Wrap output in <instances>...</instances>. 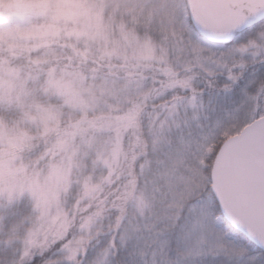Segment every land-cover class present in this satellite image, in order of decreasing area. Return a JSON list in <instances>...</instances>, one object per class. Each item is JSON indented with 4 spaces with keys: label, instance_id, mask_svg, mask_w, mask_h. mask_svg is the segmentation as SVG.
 Wrapping results in <instances>:
<instances>
[{
    "label": "snow or ice",
    "instance_id": "obj_1",
    "mask_svg": "<svg viewBox=\"0 0 264 264\" xmlns=\"http://www.w3.org/2000/svg\"><path fill=\"white\" fill-rule=\"evenodd\" d=\"M139 9L151 40L138 46L137 58L159 56V83L170 89L169 114L175 117L183 110L201 129L196 163L184 167L191 142L176 148L175 162L160 176L170 200L155 222L128 220L118 242L113 236L91 255L84 239L72 245L67 237L59 239L62 230L52 229L43 243L35 233L23 264H130L124 245L145 231L151 244L148 252L139 253L138 264H264V0H143ZM24 14L42 23L19 34L0 32V104L19 105L17 89L24 88L4 53L26 51L24 40L46 45L61 35L80 38L103 27L102 13L90 0H26ZM49 77V89L61 92L67 87L51 73ZM66 102L87 107L79 92L68 94ZM41 119L47 124L56 117L46 112ZM134 119L130 111L117 123ZM89 127L95 124L89 122ZM74 129L64 133L65 148L71 147L68 137L88 131L80 124ZM3 137L13 148L23 147L28 139L0 124ZM134 184V179L129 181V186ZM131 195L126 186L118 193L120 203L112 202L119 213L118 225L125 219ZM53 203L45 197L38 211ZM153 208L146 196L138 198L141 218ZM103 211L100 208L83 221L82 236L87 229L91 239Z\"/></svg>",
    "mask_w": 264,
    "mask_h": 264
},
{
    "label": "rangeland",
    "instance_id": "obj_2",
    "mask_svg": "<svg viewBox=\"0 0 264 264\" xmlns=\"http://www.w3.org/2000/svg\"><path fill=\"white\" fill-rule=\"evenodd\" d=\"M25 2L26 0H0V17L15 18L18 22L11 29L0 30V32L19 34L27 31L31 26L42 23V21L28 20L25 17ZM90 2L94 3L102 13V30L93 31L89 36L80 38L61 35L46 45L38 40H24L21 43L26 44V51L18 52L15 56L4 53L8 61L11 57H15V60L19 62L17 66L27 69L26 73L28 74H20L19 69L9 66L8 63L7 66L17 71L19 81L24 85L22 92L17 89L20 94V104L14 102L11 105L22 112L20 121L25 125L15 123L9 126L2 121L0 124L25 134L28 138L27 143L31 138L28 135V131H30L28 126L37 130L40 128L41 132L53 129L59 121L58 114L52 107L38 102L37 94L59 98L68 109L79 112L108 109L118 113L122 111L121 115L125 116L130 111H134L135 119L130 123L118 124L117 120L120 117L117 116L105 115L103 120L101 117L92 120L88 118L85 121L88 127L89 122L95 124L94 128L89 127L91 132L88 133L90 134L68 137V143L71 145L69 148L63 146L64 138L59 140L47 151L48 163L44 168L37 170L30 169L29 166L23 164L16 154V151L27 143L23 147L13 148L9 144L8 137L0 138V164L3 165L0 170L2 171V175H0V205L18 200L22 196H28L37 213L34 225L21 238L19 248L21 257H24L23 254L29 247V240L35 233L39 234V242L43 243L44 236L52 229L62 230L59 239L68 230L69 221L63 213L65 203L63 195L69 184L71 168L80 167L81 158L88 152H93L95 160L106 169V178L113 177L115 174L124 175L126 180L122 181L120 192L128 186V190L132 193L129 197L130 220H138L142 225L145 224L146 219L152 215V217L155 216L156 210L164 209L167 201L170 200L168 188L160 176L167 167L175 162L176 148L191 142V154L187 157L184 167L196 163V140L200 135L187 140L184 138L182 142L173 138L174 133L180 130L186 120L188 123H195L191 121L190 115L185 116L183 110H180L175 117L169 114L171 98L166 93L170 89L159 83L160 78L156 71L159 68V56L154 59L137 58L138 46L151 40L148 35V27L143 19L145 30H142L141 33H136L135 27L129 26L131 19L132 22H137L142 18L139 5L143 0H90ZM127 5H129V10L126 11ZM126 16L128 19L124 18ZM64 42H68V45H65ZM77 44L92 51L99 61L106 60V64L112 72L121 69L120 71L124 73L123 76L111 74V78L85 83L83 75L73 68V59H68L65 63L49 59L64 46L73 47ZM30 52L33 54L30 55ZM37 66L45 67L44 76L30 72V69L33 71ZM49 73L56 81L60 82L61 86L67 87H62L61 92L49 89ZM3 76L5 79L8 78L6 74ZM26 78H30L29 85L24 81ZM38 78L42 80L40 85L36 84ZM72 92L80 93V98L87 103L86 108L72 106L66 102V96ZM165 98H168L169 101L167 104L161 105L160 100ZM46 112L53 113L56 119L45 124L41 115ZM136 123L144 126L145 136H147L144 145L147 149L144 160L140 162V166H137L135 180L138 183L135 182L134 185L129 186V181L134 179L133 177L129 179L130 163L134 161L135 155L140 152L142 146L135 128ZM194 126L198 128L196 124ZM194 126L188 125L187 129ZM158 139L159 143H157ZM127 146L133 147L134 153L126 154L128 150L124 147ZM138 175H140L139 178ZM142 195L152 202L154 201L155 205L152 209L153 212H146L143 218L138 214V198ZM45 197H50L54 203L51 207H46L40 212L38 204L42 205ZM80 235L81 232L74 236L75 238L72 237L73 242L81 240ZM70 243L67 242L68 245H72Z\"/></svg>",
    "mask_w": 264,
    "mask_h": 264
},
{
    "label": "trees",
    "instance_id": "obj_3",
    "mask_svg": "<svg viewBox=\"0 0 264 264\" xmlns=\"http://www.w3.org/2000/svg\"><path fill=\"white\" fill-rule=\"evenodd\" d=\"M125 10H129V5H127ZM124 18L128 19V16ZM17 24L18 22L15 18L0 17V30L11 29L12 26ZM145 25L147 24L145 23ZM129 26L135 27L136 33H141L142 30H145L142 18L137 20V22H132L131 19ZM146 27H148V25ZM64 44L68 45V42H64ZM29 54L32 55L33 52H30ZM49 59L58 60V62L61 63L67 62L66 60L68 59H73L72 66L76 71L83 75L85 83L104 80L103 78H111V74H115L119 77H122L124 74L120 71L121 69H116L117 72H112L106 64V60L99 61L92 51L85 49L80 44L74 45L73 47L64 46V48H61L60 51H56ZM18 63L19 62L15 60V57H11L9 60V66L19 69L20 74L22 75L28 74L26 73L28 71L27 69H22L17 66ZM100 66L102 67L99 68ZM30 72L44 76L46 70L45 67L37 66L33 71L30 69ZM24 81L27 85H29L30 78H26ZM41 82L42 80L38 78L36 84L40 85ZM36 89L38 90L39 86ZM36 96L38 102L45 104V106L52 107L54 112L58 114L59 121L53 129L47 132H41L40 128L37 130L28 126L30 130L28 131V135H30L31 138L23 148L16 151V154L21 162H23V164L27 167L29 166L30 169L34 168L37 170L39 168H44L48 163L47 151H49L59 140L64 138L65 132L75 131V124H80L82 127L87 128L88 131L84 134H75L74 136H88L90 134L88 132H91L85 123L88 118L92 120L100 119L101 117L103 120L105 115L117 117L123 116L121 115L122 111H119L118 113L114 110L111 111L108 109L79 112L77 110L68 109L62 103L61 99L54 96H46L42 94H37ZM167 99L168 98H165L162 101L160 100V104H167L169 101ZM21 115L22 112L16 107L7 104H0V121L6 123L7 125L10 126L15 123L25 125V123L20 121ZM137 125L138 124L136 123L135 128L138 131L142 146L140 152L135 155L134 161L130 163L129 179L133 177L134 180L137 178V166L144 160L145 151L147 149L146 145H144L147 140V136H145L144 132V126ZM188 125L194 126L195 124H183V126L180 127V130L174 133L173 138H177L178 141L182 142L184 138L187 140L201 134L200 128H195L194 126L191 127V129H187ZM125 148L128 150L126 154H132L135 151L133 147L127 146L124 147V149ZM139 176L140 175H138V178ZM123 180H126L124 175L117 174L113 177L111 176L106 178V169L95 160L94 153L88 152L84 155L81 158L80 167L77 166V168H71L69 184L63 195L65 199L63 213L69 221V228L66 230L65 234H63L61 240L67 237V242H71L70 244H73L74 239H71L73 237V230H75L76 236L81 232L83 221L86 220L87 217L96 213L98 209L103 208L104 211L97 218L91 229V239H88L87 229H85L83 236L80 235L79 238L84 239L85 243L89 245L90 255L95 250L102 249L105 245L111 243L113 236L116 237L118 242L121 234L123 233L124 225L128 220H130L131 206L129 199L125 204V219L119 225L117 223V216L119 213L114 208L112 203L113 201H116L117 204L120 203V201L117 200V196L120 192V186ZM135 182L138 183L137 180H135ZM90 189H95V191L90 193ZM163 210L164 209L156 210L155 216L152 217V215L146 219L147 221L145 224H151L158 218L162 217ZM36 217L37 213L34 211L33 203L28 196H22L18 200L0 205V264H23L25 257H21L20 255V241L24 234L32 228L36 221ZM78 229L80 230L78 231ZM150 244L151 235L149 232L145 231L141 234L140 238L134 237L127 239L124 245L123 255L128 257L130 264H138L141 259L139 253L141 251L148 252Z\"/></svg>",
    "mask_w": 264,
    "mask_h": 264
}]
</instances>
